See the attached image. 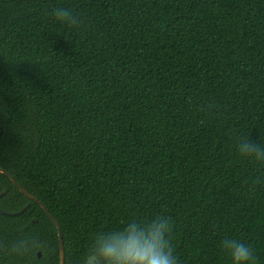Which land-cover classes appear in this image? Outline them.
I'll list each match as a JSON object with an SVG mask.
<instances>
[{"label": "trees", "instance_id": "16d2710c", "mask_svg": "<svg viewBox=\"0 0 264 264\" xmlns=\"http://www.w3.org/2000/svg\"><path fill=\"white\" fill-rule=\"evenodd\" d=\"M242 133L264 144V0H0V169L57 220L65 264L161 213L180 264H231L225 237L264 264V166L238 156ZM3 191L26 209L0 214V244L46 247L0 264H59L43 210L0 174Z\"/></svg>", "mask_w": 264, "mask_h": 264}, {"label": "clouds", "instance_id": "9594fccd", "mask_svg": "<svg viewBox=\"0 0 264 264\" xmlns=\"http://www.w3.org/2000/svg\"><path fill=\"white\" fill-rule=\"evenodd\" d=\"M52 16L70 28L84 26V20L70 8L57 7ZM215 107L209 104L206 110L211 112ZM235 150L241 159L264 166V144L253 141L249 133L236 137ZM258 183L259 178L253 181ZM174 228L172 217L161 213L147 220L134 218L120 229L98 231L77 264H180L173 244ZM44 247L45 242L38 236L22 234L7 245L0 244V252L22 257ZM220 247L231 264H257L254 248L238 239L225 237Z\"/></svg>", "mask_w": 264, "mask_h": 264}, {"label": "water", "instance_id": "95a60500", "mask_svg": "<svg viewBox=\"0 0 264 264\" xmlns=\"http://www.w3.org/2000/svg\"><path fill=\"white\" fill-rule=\"evenodd\" d=\"M0 174H3L5 176H7L10 181L12 182V184L17 188V190L23 194L27 199L34 201L45 213V215L48 217V219L52 222V224L55 226L56 231H57V238H58V248H59V264H65V252H64V246H63V236H62V232H61V227L59 225V223L57 222V220L55 218L52 217V215L48 212V210L46 209V207L34 196H32L31 194H29L25 189H23L13 178V176L11 174H9L7 171L0 169ZM5 194V192H1L0 193V198ZM26 207H24L23 209H21L18 212H6L2 209H0V214L4 215V216H16V215H20L25 211ZM37 257L40 258V253L37 254Z\"/></svg>", "mask_w": 264, "mask_h": 264}]
</instances>
